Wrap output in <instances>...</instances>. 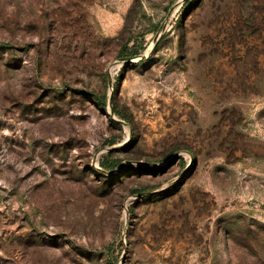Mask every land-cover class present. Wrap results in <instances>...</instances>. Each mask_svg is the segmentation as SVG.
<instances>
[{
  "label": "rangeland",
  "instance_id": "1",
  "mask_svg": "<svg viewBox=\"0 0 264 264\" xmlns=\"http://www.w3.org/2000/svg\"><path fill=\"white\" fill-rule=\"evenodd\" d=\"M139 1L0 0V264H264V0Z\"/></svg>",
  "mask_w": 264,
  "mask_h": 264
},
{
  "label": "trees",
  "instance_id": "2",
  "mask_svg": "<svg viewBox=\"0 0 264 264\" xmlns=\"http://www.w3.org/2000/svg\"><path fill=\"white\" fill-rule=\"evenodd\" d=\"M140 3L139 0H133V3L131 5V7L128 10V13L125 17V24L124 27L120 33L119 36H121V38L126 34V32L128 33V30L130 29L131 25L133 24V14H134V10H135V6H137V4ZM160 25H157L152 31L154 33H156L159 30ZM144 36L142 37V40H144ZM139 44V41H136V39L134 38H126V40H124V43L122 44V48L120 50V58H125V59H131V58H135L138 55H140V52L137 51L136 46ZM98 103L101 104L102 109L106 108V102L102 101V99L98 100ZM117 113L121 116L124 117V114L120 111L117 110ZM111 157L110 155H107L104 159L103 162V167L104 169H106L109 172H112L113 170H115V168L117 167V165L119 164V160H112L111 162ZM124 175V174H123Z\"/></svg>",
  "mask_w": 264,
  "mask_h": 264
},
{
  "label": "water",
  "instance_id": "3",
  "mask_svg": "<svg viewBox=\"0 0 264 264\" xmlns=\"http://www.w3.org/2000/svg\"><path fill=\"white\" fill-rule=\"evenodd\" d=\"M133 59H134V58H131V59H127V61H128V62H132V60H133Z\"/></svg>",
  "mask_w": 264,
  "mask_h": 264
}]
</instances>
